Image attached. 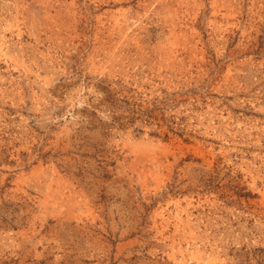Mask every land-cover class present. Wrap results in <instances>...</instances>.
Returning <instances> with one entry per match:
<instances>
[{
    "label": "rangeland",
    "instance_id": "374dc122",
    "mask_svg": "<svg viewBox=\"0 0 264 264\" xmlns=\"http://www.w3.org/2000/svg\"><path fill=\"white\" fill-rule=\"evenodd\" d=\"M0 264H264V0H0Z\"/></svg>",
    "mask_w": 264,
    "mask_h": 264
}]
</instances>
